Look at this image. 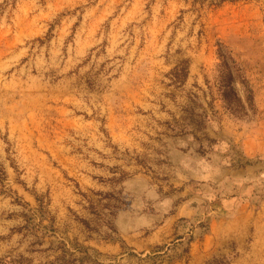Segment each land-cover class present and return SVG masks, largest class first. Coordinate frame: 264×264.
Masks as SVG:
<instances>
[{"label": "rangeland", "instance_id": "1", "mask_svg": "<svg viewBox=\"0 0 264 264\" xmlns=\"http://www.w3.org/2000/svg\"><path fill=\"white\" fill-rule=\"evenodd\" d=\"M130 6L0 0V264H264V0H145L134 9L148 20L117 28ZM221 53L256 114L239 115L237 79L238 111L224 101L236 69ZM139 86L190 145L174 162L161 144L119 149L149 175L127 189L130 171L100 161L98 144L115 146L109 107Z\"/></svg>", "mask_w": 264, "mask_h": 264}, {"label": "crops", "instance_id": "2", "mask_svg": "<svg viewBox=\"0 0 264 264\" xmlns=\"http://www.w3.org/2000/svg\"><path fill=\"white\" fill-rule=\"evenodd\" d=\"M144 2L145 0H131V6L126 11L117 13L115 17L117 28H121V24L123 23L129 24L133 20H148L147 18L150 15L148 12L144 13L142 9H134L135 7L142 8ZM143 26L142 29L145 33H149V21H146ZM146 46H148V44H146ZM157 61L161 63L160 60ZM157 73H159L158 70ZM150 91L152 90L146 87L139 86L137 89L133 87V90L124 92L125 107L122 111H116L109 107L107 116L109 120L107 121V126L112 133H115L116 140H112V144H115V146L109 147L106 142L98 144L102 153L100 161L111 165V167L112 165H121L123 168L130 171L128 178L119 186L121 188L132 189L134 187L137 188L140 182H144L147 186H149L150 183L147 179L149 175L144 172L142 164L133 158L131 161L119 158V149H125L135 154V151H139L140 149L149 152L161 144L167 148V153L164 157H166L169 162H174L176 157L182 158L189 153L190 138H188L189 135H186L188 133L177 136L171 134L175 128H172L173 125L170 126V124L167 123L170 115L167 111L150 100L149 97H152ZM163 97L164 96L160 94V97H157V99H163ZM149 103L159 108L151 106L150 109H146V113L143 114L136 111L139 107H144ZM160 118H163L164 122L156 121V119ZM152 134L160 135L164 138L163 140L160 137L156 139L152 137ZM141 135L145 137H141ZM144 139H146L147 142H144ZM119 155H121V153ZM86 161L88 162L90 160L86 159ZM109 169L110 168L107 167V170ZM230 169L231 168H229V170ZM100 172L106 173L105 166L100 169ZM89 181L92 185H97V181L93 176H90ZM232 227H234L233 224H227L224 228V232L220 231V229L216 231L215 227H213L215 230L213 236L217 238L218 242H227L230 238L235 236L236 231L235 229L233 230Z\"/></svg>", "mask_w": 264, "mask_h": 264}, {"label": "trees", "instance_id": "3", "mask_svg": "<svg viewBox=\"0 0 264 264\" xmlns=\"http://www.w3.org/2000/svg\"><path fill=\"white\" fill-rule=\"evenodd\" d=\"M223 60V65L226 67L231 68L233 66L236 69V74L235 72L232 71V69L228 72L227 74V79L225 80V83L222 84L223 87H225L228 90H224L223 96H224V101H226L227 105L232 109V112L235 113V111H238L231 105V98H228V92L226 91H235V81L236 79L242 84L244 87L245 91V100L239 96L238 94H235V98L233 99L237 106L240 109V116H251L256 114V105L254 101V91L253 88L250 85L249 79L247 78L243 68L237 61V59L230 53H221L220 54ZM232 64V65H231ZM231 65V66H230Z\"/></svg>", "mask_w": 264, "mask_h": 264}]
</instances>
